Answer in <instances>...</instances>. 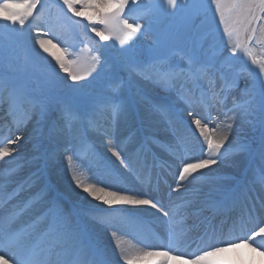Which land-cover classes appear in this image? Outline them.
I'll list each match as a JSON object with an SVG mask.
<instances>
[{
  "label": "snow or ice",
  "instance_id": "snow-or-ice-1",
  "mask_svg": "<svg viewBox=\"0 0 264 264\" xmlns=\"http://www.w3.org/2000/svg\"><path fill=\"white\" fill-rule=\"evenodd\" d=\"M141 3L142 0H57L56 4L49 6L43 4L42 0H0V24L13 32H22L26 24L36 25L35 44L43 53L52 57L59 70L67 74L65 79L73 81L72 86L76 87L77 82L85 80L92 73L99 75L105 61L99 54V48H88L87 55L81 54L75 59H69L67 47L60 48L57 43H53V39H58L56 27L64 20L83 18L87 21L86 27H90L91 32L99 37L100 41L114 40L124 49L130 47L144 30L138 19L130 22L128 16L132 11L129 5L140 6ZM188 7L189 0H158V3L155 0H147L143 5L142 16L151 17L158 13L175 15L182 8ZM53 8L55 13L52 12ZM199 17L204 18L201 26L210 17L215 31L220 33L223 45L209 60L204 61L198 54L193 53L186 57L185 67L179 69L166 59L148 65H125L128 84L134 76L152 80L165 88H177L180 82L181 99L188 105L185 111L191 117L190 125L194 126V133H198L204 155L195 159L178 155L183 140L173 146L172 151L177 154L178 161L175 191H179L185 182L192 183L198 175H203L202 170L227 157L237 114L250 116L258 113L264 141V0H191V8L185 15V21L191 22ZM39 22L47 23V30L41 29ZM73 22L81 23L80 20ZM49 36L52 38H48ZM3 38L6 37L0 39ZM54 48L57 49L56 52L52 51ZM239 59L246 64L235 72L234 81H238L245 71L253 75V79L249 81L245 78L240 95L233 96L232 106L228 107L229 94L223 87L217 90L216 75L212 69L217 61L230 64ZM253 68L257 70L255 73L251 71ZM186 85L194 86L199 95L190 88L186 89ZM108 88L109 95L99 97L80 109L68 104L62 107L61 119L69 133H72L76 124L87 123L89 127L98 129L101 125L97 117L104 114L110 116L115 129L122 117L134 111L135 102L132 96L124 95L126 81L123 78L113 80ZM3 105H7L9 114H21L22 120L16 121L17 124L31 119L37 111L42 115L48 110V104L37 98L27 85L0 76V107ZM197 107L202 111L198 112ZM158 110L166 111L167 108L160 106ZM229 113L232 115L229 116ZM221 116L224 119H220ZM229 120L231 122H228ZM105 134L108 136L109 151L124 169L131 170L129 158L124 154L123 148L119 143H113L114 134ZM20 139V136L12 139L11 136L0 135V163H6L7 158L18 152V146L13 145H17ZM70 150L66 148L65 152ZM74 156L79 163L74 162ZM93 156L81 140L78 153L68 155L67 159L75 187L87 197L113 210L112 213L97 218L100 224L107 227H115L118 224L123 228L136 230L140 218L124 214L125 210L119 206H146L155 209L172 224L167 244L164 246L145 243L143 247H136L122 240L114 231L112 236L116 240L119 253L116 264L121 261L123 264H173L185 259H188L190 264H215L209 257L241 247L259 252L261 258H264V201L260 202L259 207L255 203L245 206L238 217L232 218L230 239H216L213 243L216 229L212 226L201 237L204 247L189 254L181 247L183 232L178 227L180 222L176 219L175 209H165L160 202L145 198L131 189L114 188L113 184L105 183L103 179H94L89 183L81 178V168L91 170L94 164ZM261 156L264 158V142ZM106 174L119 180L110 169ZM261 183H264V178ZM12 198L9 195L3 202L4 207L0 208V264H109V261L97 258L95 246L85 242L82 234L62 213L56 200L49 201L47 212L40 218L46 227L38 230L35 222L25 226L17 225L21 211L16 207H9ZM34 198L45 200L47 194L41 189L34 194ZM115 213L121 215L116 217Z\"/></svg>",
  "mask_w": 264,
  "mask_h": 264
},
{
  "label": "bare ground",
  "instance_id": "bare-ground-1",
  "mask_svg": "<svg viewBox=\"0 0 264 264\" xmlns=\"http://www.w3.org/2000/svg\"><path fill=\"white\" fill-rule=\"evenodd\" d=\"M138 42L141 44L142 40ZM58 73L63 81L68 80L65 79L66 73L59 69ZM0 76L14 80L9 70L0 71ZM117 78H123L126 81L127 91L124 90V95L132 96L135 109L128 116L122 117L115 129H113L110 116L104 114L97 117L101 125L98 129L89 127L87 123L76 124L72 133H69L61 119V109L65 104L60 100L55 102L51 99V94L55 92L54 88H51V94L43 93L40 89V85L50 80L51 77L37 79L39 88L27 84L37 98L48 104V110L44 114L41 115L37 111L33 113L31 119L17 124L16 121L22 120L21 114L17 112L13 116L9 114L7 105L0 107V135L11 136L12 139H15L16 136L21 137L17 141V145H13V147L18 146V152L14 153L13 157L7 158L6 163H0V208L4 207V200L11 195L13 198L9 207H16L21 211L17 225L25 226L35 222L37 229L43 230L46 225L41 222L40 218L47 212L49 201L56 200L60 208H63L61 209L62 213L68 217L71 225L82 234L85 242H90L95 246L97 258L107 260L109 264H116L119 256L116 240L112 236L114 231L122 240L132 243L136 247H143L146 243L145 236L149 240L150 236L142 231H146V228L156 227L161 236L157 246H164L172 224L155 209L146 206L139 208L119 206L125 210L124 214L136 215L140 218L136 230L123 228L118 224L115 227L100 224L97 218L112 213L113 210L87 197L86 194L80 195V189H77L71 180L67 156L78 153L81 140L84 146L86 141L91 142L89 147H85L94 154V164L91 170L84 168L80 170L83 180L91 183L94 179L104 177V182L113 184L114 188L131 189L141 193L145 198L160 202L165 209H175L180 229H182L183 222L191 225L190 219L199 213H210L209 217L216 220L218 217L214 216L216 215L215 210H211V208L214 206L216 209L218 203L214 205L213 202L216 199L227 202H233V198L240 200L236 190L246 183L254 180L257 182L256 184L264 186V183H261L262 176L259 172L248 176L247 168L251 163H254V151L245 147V144H251L256 135L247 127L243 114H237L235 130L230 136L229 154L225 159L202 170L203 175H198L192 183L185 182L179 191L174 190L177 187V183H175L170 190L171 194L166 204L153 195L145 194L139 186L140 177L156 185L174 183L170 180L173 176L171 178L165 176L164 171L177 175V154L173 153L172 148L179 140H183V144L178 155L195 159L200 158L204 153L201 150L198 133H194V126L190 125L191 117L185 111L188 109V105L181 99L180 82H178L177 88H165L152 80L134 76L131 83L128 84L127 70L117 75ZM188 88L199 95V91L194 86L186 85V89ZM219 89L220 87L217 88V90ZM160 106H166L167 110H158ZM197 111L201 112L202 109L197 107ZM231 115L232 113H229V116ZM220 119H224V117L221 116ZM101 128L105 133L114 134L113 143L121 145L124 154L129 158L131 170L124 169L109 151L108 136L101 132ZM74 137L79 139H74ZM66 148L71 150L65 152ZM74 162L79 163L75 156ZM168 163H171L172 170L166 167ZM109 169L119 177V180L106 174ZM136 169L137 171H135ZM255 182L247 186V190L256 187ZM41 189L47 194L45 200L34 198V194L40 192ZM257 191L256 189L255 192ZM251 192L254 193L253 190ZM248 193L244 190L241 197L247 198ZM163 199H165L164 196ZM71 205L79 207V212L74 214ZM234 206L239 208L237 203ZM69 211L75 215L74 218L70 217ZM89 212L92 216L89 215ZM226 213L228 214V212ZM117 214L115 213L114 216L118 217ZM240 214L241 212L233 210L230 216H239ZM230 225V222L227 221L224 228L229 230ZM198 227L199 224L196 229ZM185 230L182 229L183 241L195 228L190 227ZM124 235L128 237L124 238ZM194 240L199 244L194 248L192 243L190 247L193 250H185L189 254L204 247V242L199 236ZM212 242L215 243L214 238ZM209 260L215 264H264V258H261L259 252H252L247 247L228 249L209 257ZM120 264L123 262L121 261ZM173 264H190V262L185 259L182 262H173Z\"/></svg>",
  "mask_w": 264,
  "mask_h": 264
},
{
  "label": "rangeland",
  "instance_id": "rangeland-1",
  "mask_svg": "<svg viewBox=\"0 0 264 264\" xmlns=\"http://www.w3.org/2000/svg\"><path fill=\"white\" fill-rule=\"evenodd\" d=\"M155 2L158 3V0ZM42 3L51 6L56 4L57 0H42ZM146 3L147 0H142L140 6L129 5L132 9L128 13L130 22L138 19L144 26V30L130 47L124 49H121L114 40L100 41L99 37L91 32L90 27H86L87 21L83 18L73 17L72 21L64 20L56 27L58 39H53V43H57L60 48L67 47L70 53L69 59H75L81 54L87 55L86 49L88 48H99V54L105 61L99 75L92 73L85 80L77 82L78 86L76 87L72 86L73 81L70 79L66 82L62 80L55 61L47 53H43L35 44L34 28L36 25L26 24L22 32H13L0 24V38L6 37L0 39V71L9 70L14 81L21 80L25 85L30 84L38 88L37 79L51 77L50 80L40 85L41 92L51 94V88H54L55 92L50 96L53 101L58 102L60 100L63 104L80 109L91 104L97 98L106 96L109 92V83L126 70V64L148 65L166 59L179 69L185 67L188 55L196 53L202 60L207 61L216 50L223 46L220 33L215 31V26L210 17L203 23V26H201L202 21H204L203 17L194 18L191 22L185 21V15L191 8V0H189L188 8H182L175 15L158 13L151 17H143V5ZM52 12L55 13V8L52 9ZM76 20H80L81 23H74L73 21ZM39 27L47 30L48 24L39 22ZM48 38L52 37L49 36ZM139 40H142L141 44L138 42ZM101 45L107 46L101 47ZM52 51L56 52L57 49L54 48ZM57 54L60 53L57 52ZM245 64L246 62L242 59L234 60L230 64H222L217 61L212 69L216 75L217 87H223L229 94L228 107L232 106V97L240 95V89L244 86L245 78L249 81L253 79V75L245 71L238 81H234L235 72ZM251 71L255 73L257 70L253 68ZM125 90L127 91V86ZM243 116L247 127L256 135L251 144H245V147L256 150L255 162L253 165H249L248 173L259 172L264 178V158L261 156V147L264 141H262L259 114L255 113L250 116L243 114ZM101 179L105 181L104 177ZM83 194L80 190V195ZM72 208L75 209L76 213L79 212V207L74 205ZM89 215L92 216L90 212ZM117 215H121V213ZM71 216L75 217L73 214ZM127 237L124 235V238Z\"/></svg>",
  "mask_w": 264,
  "mask_h": 264
}]
</instances>
